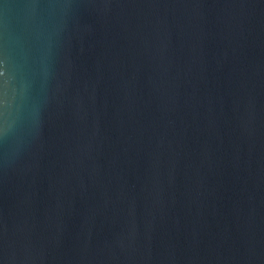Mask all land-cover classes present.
Listing matches in <instances>:
<instances>
[{"label": "water", "instance_id": "obj_1", "mask_svg": "<svg viewBox=\"0 0 264 264\" xmlns=\"http://www.w3.org/2000/svg\"><path fill=\"white\" fill-rule=\"evenodd\" d=\"M0 264H264V0H0Z\"/></svg>", "mask_w": 264, "mask_h": 264}]
</instances>
